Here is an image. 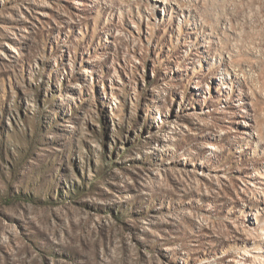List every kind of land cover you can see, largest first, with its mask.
I'll return each mask as SVG.
<instances>
[{"label": "rangeland", "instance_id": "rangeland-1", "mask_svg": "<svg viewBox=\"0 0 264 264\" xmlns=\"http://www.w3.org/2000/svg\"><path fill=\"white\" fill-rule=\"evenodd\" d=\"M0 264H264V0H0Z\"/></svg>", "mask_w": 264, "mask_h": 264}]
</instances>
